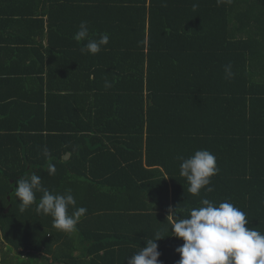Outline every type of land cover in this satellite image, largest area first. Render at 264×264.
I'll return each instance as SVG.
<instances>
[{"label":"trees","instance_id":"16d2710c","mask_svg":"<svg viewBox=\"0 0 264 264\" xmlns=\"http://www.w3.org/2000/svg\"><path fill=\"white\" fill-rule=\"evenodd\" d=\"M82 21L109 34L96 55ZM200 149L219 172L194 196L177 157ZM33 172L87 210L75 232L37 213L40 192L20 211ZM204 197L264 232V0H0V264H127L156 231L177 264L171 224Z\"/></svg>","mask_w":264,"mask_h":264},{"label":"clouds","instance_id":"9594fccd","mask_svg":"<svg viewBox=\"0 0 264 264\" xmlns=\"http://www.w3.org/2000/svg\"><path fill=\"white\" fill-rule=\"evenodd\" d=\"M197 6L193 5L194 8ZM73 39L83 43L80 48L82 54L96 55L109 43L110 37L107 33L93 37L89 33L88 22L82 21ZM224 71L226 79L234 77L231 64L226 65ZM104 87L111 88L113 83L106 80ZM43 156L49 161L52 159L46 147ZM177 159L181 161L180 175L186 178L189 193L199 196L202 189L206 193L214 191L211 178L219 172V168L213 153L200 149L190 157L181 155ZM55 172V165L48 163L49 175ZM16 183L13 192L19 198L21 212L36 203V193L40 192L42 196L36 207L37 213L51 216L53 227L59 231L71 234L77 230L79 219L87 210L76 207L71 189L63 194L54 193L43 186L41 177L35 172L21 177ZM200 205L189 210L188 218L176 217L171 224L172 235L184 241L175 250L181 257L177 264H264V232L258 231L256 227H246L249 221L244 211L227 199L217 205L204 197ZM70 209L74 211L70 212ZM169 211L170 215L175 213V210ZM164 237L156 231L144 247L127 258V264H160L158 258L161 253L156 241Z\"/></svg>","mask_w":264,"mask_h":264},{"label":"water","instance_id":"95a60500","mask_svg":"<svg viewBox=\"0 0 264 264\" xmlns=\"http://www.w3.org/2000/svg\"><path fill=\"white\" fill-rule=\"evenodd\" d=\"M9 209H10V207H8V208L5 210V213H6V214L9 212Z\"/></svg>","mask_w":264,"mask_h":264},{"label":"rangeland","instance_id":"374dc122","mask_svg":"<svg viewBox=\"0 0 264 264\" xmlns=\"http://www.w3.org/2000/svg\"><path fill=\"white\" fill-rule=\"evenodd\" d=\"M2 237L1 231H0V238Z\"/></svg>","mask_w":264,"mask_h":264}]
</instances>
